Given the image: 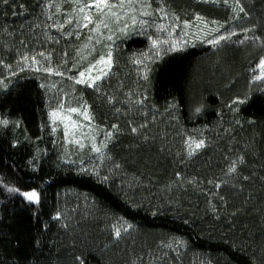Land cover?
Masks as SVG:
<instances>
[{
  "label": "trees",
  "instance_id": "trees-1",
  "mask_svg": "<svg viewBox=\"0 0 264 264\" xmlns=\"http://www.w3.org/2000/svg\"><path fill=\"white\" fill-rule=\"evenodd\" d=\"M93 3L0 0V264H264V0Z\"/></svg>",
  "mask_w": 264,
  "mask_h": 264
},
{
  "label": "rangeland",
  "instance_id": "rangeland-1",
  "mask_svg": "<svg viewBox=\"0 0 264 264\" xmlns=\"http://www.w3.org/2000/svg\"><path fill=\"white\" fill-rule=\"evenodd\" d=\"M130 10H134V8L131 7L127 11ZM101 57H104L107 60L108 54H103ZM97 62L83 69L78 74L76 82L82 79L80 76L81 73L85 74L83 77L85 82L81 83L85 85L93 84V81L95 82L98 80L96 79L97 76L102 77L109 65L98 64ZM71 103L70 99L67 101L62 99V101L51 110V122L53 127H59L62 129L66 143L72 141L78 143L82 140L83 135L89 131V129H87L88 125L86 124L88 117L80 106L75 107ZM71 109H76L77 111L74 112L71 111ZM53 113H55V115H53ZM78 144H81V142Z\"/></svg>",
  "mask_w": 264,
  "mask_h": 264
},
{
  "label": "snow or ice",
  "instance_id": "snow-or-ice-1",
  "mask_svg": "<svg viewBox=\"0 0 264 264\" xmlns=\"http://www.w3.org/2000/svg\"><path fill=\"white\" fill-rule=\"evenodd\" d=\"M5 2H7V0H5ZM116 5H112L110 3H108V0H94L93 4L87 5V7H95L99 12L104 13V11L106 9L110 10L111 8L115 7ZM121 7H123V4L119 5ZM81 11H83V9H81ZM240 11H243V8L240 9ZM84 19L88 20L89 22H91L90 17L85 16ZM71 22V21H69ZM221 40L226 39V37L221 36L220 37ZM218 41H212V43H217ZM98 64H107L110 66L111 64V53H109L108 55V59L106 60L104 57H101V59L97 62ZM261 66L264 67V60L261 61ZM104 75H107V73H103ZM84 73H81L80 76L82 79L78 80L77 83H84L85 80L83 79L84 77ZM100 76H97L96 79H100ZM94 83V81H93ZM93 86V84H89V87ZM71 111H77L76 109H71ZM53 115H55V113H53ZM4 123H7L6 121ZM133 131H135V129H133ZM196 148H200L203 146V141H200L199 143H196ZM96 151H99V149H95ZM235 170V165H233V167L230 169V171H234ZM11 191H15V189H12ZM22 195L25 196V198L31 202V203H35L38 200V195L36 191H31V192H27V193H22ZM120 230L117 229L115 235L117 237L120 236Z\"/></svg>",
  "mask_w": 264,
  "mask_h": 264
}]
</instances>
